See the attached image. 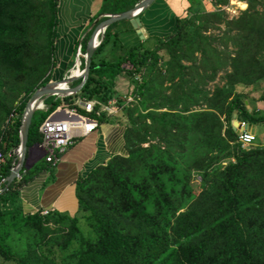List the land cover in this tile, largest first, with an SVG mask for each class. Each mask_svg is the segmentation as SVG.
Masks as SVG:
<instances>
[{"label":"trees","instance_id":"1","mask_svg":"<svg viewBox=\"0 0 264 264\" xmlns=\"http://www.w3.org/2000/svg\"><path fill=\"white\" fill-rule=\"evenodd\" d=\"M56 1L0 0V151L18 145L24 103L49 79ZM136 1L102 0L97 15L127 10ZM261 15L249 12L230 20L236 29L229 36L233 60L246 67L228 73L211 91L204 86L226 64L219 39L207 34L224 20L220 10L189 7L169 33L150 36L155 42L148 47L140 42L124 48L114 59L96 57L110 38L113 23L108 25L85 83L62 96L61 105L83 112L77 98L122 101L113 81L127 76L126 93L135 100L119 114L125 153H113L77 176L72 215L22 211L17 187L41 170L48 169L51 178L54 172L42 158L27 167L21 181L0 192L2 259L14 264H264V144L242 148L232 129L233 120L264 126V110L247 107L245 93L234 90L236 84L264 80ZM88 35L81 39L83 52ZM207 56L213 57L210 65ZM52 109L50 104L46 112H33L27 147L40 140L38 124ZM89 115L98 124L112 118L105 111ZM9 168L8 160L1 177Z\"/></svg>","mask_w":264,"mask_h":264},{"label":"crops","instance_id":"2","mask_svg":"<svg viewBox=\"0 0 264 264\" xmlns=\"http://www.w3.org/2000/svg\"><path fill=\"white\" fill-rule=\"evenodd\" d=\"M189 1L193 2L190 6ZM101 2L102 0L56 1V34L53 42L56 60L53 69L54 80L68 73L73 49L87 32L90 33L93 21L103 19L105 14H109L97 15ZM216 3V0H153L138 14L141 26L147 33V38L144 40L154 38L150 36H164L169 33L176 18L187 15L189 7L195 10L200 6L210 11L213 10V6L218 5ZM209 5L212 8L209 9ZM109 30L110 38L107 43H110V50L106 52L103 47L96 55L98 58L114 59L124 48L140 42L145 47L154 43L142 42L127 20L114 22ZM117 80L116 77L113 81V84L116 83L114 89L118 88L117 92H120L118 94H126L129 86L122 87L123 82L117 83ZM122 132L123 126L119 122L107 121L98 124L92 132L76 138L73 144L60 154L54 166L53 178L49 176V170L44 169L17 187L22 211L31 213L37 209H55L67 212L69 215L74 214L77 209L74 181L78 175L84 176L95 166L104 164L111 154L125 153Z\"/></svg>","mask_w":264,"mask_h":264},{"label":"built area","instance_id":"3","mask_svg":"<svg viewBox=\"0 0 264 264\" xmlns=\"http://www.w3.org/2000/svg\"><path fill=\"white\" fill-rule=\"evenodd\" d=\"M104 32V31H103ZM101 33V32H100ZM99 43V35L96 36L95 44ZM84 52L81 49V40L76 44L73 51V61L71 67L67 70V74L63 75H74L80 77L82 74L81 59L83 61ZM74 72V73H73ZM61 84L63 87H69L71 85ZM58 85V87H61ZM129 92V90H127ZM66 95H55L56 97L68 96ZM123 100L118 101L114 98L108 99L106 102H100L96 100H87L77 98L75 103L82 109L83 112H77L74 108H69L64 105H56L38 124L37 131L40 135V140L33 143L25 156V165H23L19 172L16 174L14 180L19 182L28 167V161L30 154L34 151L39 153V156L47 163L55 166L59 156L63 153L74 140L78 137L84 136L92 132L98 126L97 120L94 116H90L89 113L98 115L99 112L105 111L108 115H114L126 105L133 103L135 97L126 93L122 95ZM42 101H37L35 105V111H45L46 106ZM94 105H98V109L94 110ZM14 117V114H9V121ZM247 124L243 121H236L234 131L236 133V142L242 148H248L257 144V137L248 130ZM20 157L19 146L12 148L7 151H0V170L4 163L9 160L10 168H13L16 161ZM5 177V176H4ZM3 176L0 175V181L3 180ZM197 179H200L199 176ZM1 188V186H0ZM50 209H40V214L45 215Z\"/></svg>","mask_w":264,"mask_h":264},{"label":"rangeland","instance_id":"4","mask_svg":"<svg viewBox=\"0 0 264 264\" xmlns=\"http://www.w3.org/2000/svg\"><path fill=\"white\" fill-rule=\"evenodd\" d=\"M225 1L226 2H221L220 4L213 6V10L218 9L221 11V14L223 15L224 20L222 22H220V24L218 25V28L208 30V32H207V34L210 32V33H212V35L215 36V38L219 39L217 41L218 42V45H217L218 50L220 52H224L225 57H226L225 66L222 67L220 70H218L216 72L214 79L211 82H208L204 86L205 89H208L209 91H211L215 86L221 85L225 81V79L227 78L228 73L236 74V72L243 71L246 67L245 63L242 62L241 64H239V63L237 64L233 60L234 53H235V47L233 44V40L230 39L229 36L235 34L236 29H235V27H232L230 20L235 19L236 17L240 16L241 14H248L249 12L250 13L257 12L260 15H261V13L264 12V0H225ZM241 5H243V7ZM210 8H212V7L209 5V9ZM227 28H229L230 30H227ZM150 41L155 42V38H153V39L150 38L147 41L142 39V42H144L146 44H150ZM104 48H105L106 52H109L110 43H106L104 45ZM208 54L211 56L210 53H208ZM206 58L210 59L207 61V65H210L211 60H213V57L210 58L207 56ZM53 60H54V65L49 70L50 74H49L48 81L54 80L53 78H55L54 74H53V69H54V66L56 64L54 50H53ZM72 61H73V55L71 57V61H70V65H69L70 67H71ZM81 65H82V59H81ZM232 65H234V67H232ZM200 72L201 71H199L197 73H200ZM116 77L118 78L117 83L123 82L122 87H124V85L131 87L130 83L128 81L129 79L127 76H125L124 74H119V76H116ZM121 78H124V79H121ZM200 80L203 81V77H200ZM164 85H167V84H164ZM116 87H118V86H116ZM116 89H117L116 91H118V88H116ZM234 90L238 91V92L245 93L246 98L249 99V105L247 107L256 108L258 110H264V101L258 100V97L261 94L264 96V80L263 79H258V80L252 81L251 83H249L248 85H245V86L236 84V85H234ZM117 93H120V92H117ZM118 95L122 97L123 94H118ZM17 101H19V100L16 99L14 104H17L18 103ZM43 103L46 106H49L51 104L54 108L57 103L61 105V98L58 96L56 97L55 95H49L44 99ZM123 108H125V107H123ZM123 108H122V110H123ZM122 110H119L114 115H110L112 117V118H110V121H113V122L121 121L119 116L121 115L120 113ZM6 119H7V117H6ZM4 125H5V121H4L3 126ZM247 128L250 132H252L257 137V144H260V145L264 144V127H262L260 125H250ZM27 152H26L25 156L27 155ZM38 157H39V153H36L33 151L30 154V157H29L30 159L28 161V164L30 165V164L34 163ZM198 176L199 175H195L193 179L195 180V182L198 183V187H200V185H199L200 179H197ZM82 222H79V227L83 231L85 229V224ZM53 258H55L56 260L59 259V252L55 248H54ZM0 264H14V262L12 260H3L2 257L0 256Z\"/></svg>","mask_w":264,"mask_h":264},{"label":"water","instance_id":"5","mask_svg":"<svg viewBox=\"0 0 264 264\" xmlns=\"http://www.w3.org/2000/svg\"><path fill=\"white\" fill-rule=\"evenodd\" d=\"M153 0H139L135 2L129 9L114 13V14H105L103 19H95L92 23L91 31L88 35V38L85 42L84 47V56L82 64V74L80 77L74 75H67L61 77L57 80H50L41 84L35 88L27 97L21 115H20V124L18 128V139H19V152L20 157L16 161V164L13 168L9 169L8 174L0 181V192L5 190L8 185L14 180L16 174L19 172L20 168L25 165V154L29 150V147L26 146L27 132L30 124L31 116L35 111V105L37 101L44 100L49 95H66V94H75L77 93L82 85L85 83L91 56L94 52V49L99 44H95L96 36L99 35V42L103 38L104 29L119 20H127L130 26L134 29L135 34L139 39H145L147 33L144 31V28L141 26L138 14L144 10ZM101 32V33H100ZM79 79L78 83L69 86V87H55L54 84H68L75 80ZM236 121H232V129H234ZM29 167V165H28Z\"/></svg>","mask_w":264,"mask_h":264},{"label":"bare ground","instance_id":"6","mask_svg":"<svg viewBox=\"0 0 264 264\" xmlns=\"http://www.w3.org/2000/svg\"><path fill=\"white\" fill-rule=\"evenodd\" d=\"M57 85H60L61 86V83L60 84H54L55 87H57ZM61 87H63V86H61Z\"/></svg>","mask_w":264,"mask_h":264}]
</instances>
